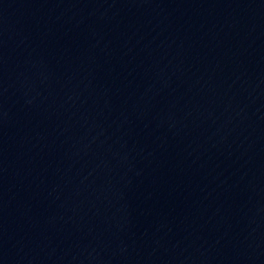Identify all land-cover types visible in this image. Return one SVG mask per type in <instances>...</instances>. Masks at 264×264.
Masks as SVG:
<instances>
[{
	"label": "water",
	"instance_id": "1",
	"mask_svg": "<svg viewBox=\"0 0 264 264\" xmlns=\"http://www.w3.org/2000/svg\"><path fill=\"white\" fill-rule=\"evenodd\" d=\"M219 264H264V86L247 169Z\"/></svg>",
	"mask_w": 264,
	"mask_h": 264
}]
</instances>
